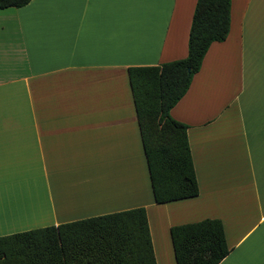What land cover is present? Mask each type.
I'll return each mask as SVG.
<instances>
[{
	"label": "crops",
	"instance_id": "crops-1",
	"mask_svg": "<svg viewBox=\"0 0 264 264\" xmlns=\"http://www.w3.org/2000/svg\"><path fill=\"white\" fill-rule=\"evenodd\" d=\"M195 0H29L0 7V235L142 205L156 264L169 227L217 217L216 264H264V0H230L169 114L197 193L153 200L127 66L181 58Z\"/></svg>",
	"mask_w": 264,
	"mask_h": 264
},
{
	"label": "trees",
	"instance_id": "trees-1",
	"mask_svg": "<svg viewBox=\"0 0 264 264\" xmlns=\"http://www.w3.org/2000/svg\"><path fill=\"white\" fill-rule=\"evenodd\" d=\"M29 0H0V7ZM230 0H195L184 57L127 66L141 144L155 202L197 193L186 124L169 114L211 41L229 29ZM176 264H216L228 251L221 220L173 224ZM0 264H156L142 205L0 235Z\"/></svg>",
	"mask_w": 264,
	"mask_h": 264
}]
</instances>
